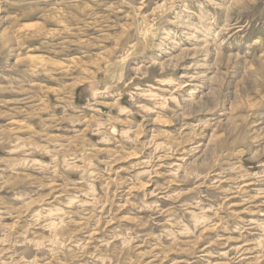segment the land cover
Returning <instances> with one entry per match:
<instances>
[{"label": "rangeland", "instance_id": "rangeland-1", "mask_svg": "<svg viewBox=\"0 0 264 264\" xmlns=\"http://www.w3.org/2000/svg\"><path fill=\"white\" fill-rule=\"evenodd\" d=\"M0 264H264V0H0Z\"/></svg>", "mask_w": 264, "mask_h": 264}, {"label": "bare ground", "instance_id": "bare-ground-1", "mask_svg": "<svg viewBox=\"0 0 264 264\" xmlns=\"http://www.w3.org/2000/svg\"><path fill=\"white\" fill-rule=\"evenodd\" d=\"M250 224V223H249ZM249 253V252H248Z\"/></svg>", "mask_w": 264, "mask_h": 264}]
</instances>
